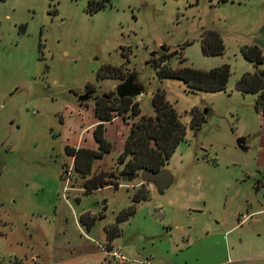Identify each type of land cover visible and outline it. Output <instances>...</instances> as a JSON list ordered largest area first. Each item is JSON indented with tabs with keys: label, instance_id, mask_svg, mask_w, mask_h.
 <instances>
[{
	"label": "rangeland",
	"instance_id": "374dc122",
	"mask_svg": "<svg viewBox=\"0 0 264 264\" xmlns=\"http://www.w3.org/2000/svg\"><path fill=\"white\" fill-rule=\"evenodd\" d=\"M86 2L0 0L2 261L111 264L105 229H115L124 264H264V189L256 188L264 173L250 143L260 127L256 94L235 87L243 73L264 72L240 52L254 44L264 53V0H109L92 13ZM203 31L220 36L221 54L202 53ZM221 64L230 68L221 91L191 92L155 70ZM106 65L122 78H99ZM131 72L143 86L132 98L140 112L153 115L151 93L159 89L185 127L163 167L170 184L159 193L138 178L120 179L117 157L136 119L126 112L103 124L111 149L90 169L111 173L117 188L84 193L64 147L80 137L81 147L96 149L93 99L114 101ZM86 91L78 102L73 93ZM191 112L200 120L195 131ZM136 191L146 198L116 221ZM83 214L93 219L89 228Z\"/></svg>",
	"mask_w": 264,
	"mask_h": 264
},
{
	"label": "trees",
	"instance_id": "16d2710c",
	"mask_svg": "<svg viewBox=\"0 0 264 264\" xmlns=\"http://www.w3.org/2000/svg\"><path fill=\"white\" fill-rule=\"evenodd\" d=\"M109 0H87L86 10L95 12ZM200 49L205 55H219L223 52L224 45L220 36L215 31H203L200 38ZM243 58L254 66L264 65V53L254 44L245 45L240 49ZM158 78H176L181 80L193 92L200 91H221L230 74L228 64H221L208 70L196 69L188 66L171 68L170 66H155ZM118 68L113 66H102L98 72L99 78H119ZM88 87V86H87ZM236 89L241 93H255L256 98L253 108L256 112L264 115V72L257 70L253 73H243L235 83ZM100 97L93 99V113L98 122L93 130V138L96 142V149L85 147H73L66 145L65 153L72 158L73 170L78 174L84 193L97 190L107 185L117 188L118 183L111 181V173H92L90 169L95 159L101 158L111 149L110 143L103 137V124L111 121L118 115L129 112L136 118L129 125L122 152L117 157V163L121 166L119 173H133L141 170L158 171L164 167L168 158L174 151L176 145L183 140L185 127L180 122L173 105L166 100L162 90L156 89L151 93V106L153 115H145L140 112L139 104L132 101L130 97L114 101ZM194 131L200 126L194 113L191 112L189 123ZM118 178V177H117ZM257 188V186H256ZM146 198L143 191L134 192L130 205L122 210L116 221L127 219L134 212V204ZM81 222L89 228L93 224L92 218L80 216ZM113 229V228H112ZM105 229L107 242L115 236V229ZM0 264L4 263L0 258ZM12 264H22L21 261Z\"/></svg>",
	"mask_w": 264,
	"mask_h": 264
},
{
	"label": "water",
	"instance_id": "95a60500",
	"mask_svg": "<svg viewBox=\"0 0 264 264\" xmlns=\"http://www.w3.org/2000/svg\"><path fill=\"white\" fill-rule=\"evenodd\" d=\"M160 50H166V48L160 47ZM153 55H155V52L150 53V56ZM135 79V72H131L122 82L116 85L114 89L116 97L121 99L123 97L133 98L140 95L143 92V86L140 83H136ZM73 94L76 96L77 101L80 102L87 99L89 97L90 92L86 91L79 95L75 93ZM240 142V139H238L237 144L239 147H241ZM135 178H138L144 183L153 185L159 193L163 192L164 189L168 187L171 181L170 173L163 168L158 171L141 170L133 173L120 174V179L122 181H131Z\"/></svg>",
	"mask_w": 264,
	"mask_h": 264
},
{
	"label": "crops",
	"instance_id": "0c3cea01",
	"mask_svg": "<svg viewBox=\"0 0 264 264\" xmlns=\"http://www.w3.org/2000/svg\"><path fill=\"white\" fill-rule=\"evenodd\" d=\"M258 114H259V125H260L259 132L256 133V137H253L250 143L252 144V147H253L252 150L254 151L255 156L257 158V163L261 168L260 171H263V173H264V115L260 114V113H258ZM94 123H97V121H95ZM94 123H92V124H94ZM254 135H255V133H254ZM79 140H80V137H78V141L73 145V147H81V145H80L81 142ZM256 186H257V188L259 187V188L264 189V180L263 181L259 180L257 182ZM257 211H260V210H257ZM261 215L264 217V211L262 212ZM240 222H241V220L237 219V222H235L231 226V228L224 230L223 233L225 234L226 232H228L232 229H235ZM106 245H109V248L114 247L112 240L110 242H107V240H106Z\"/></svg>",
	"mask_w": 264,
	"mask_h": 264
},
{
	"label": "built area",
	"instance_id": "2783aa9c",
	"mask_svg": "<svg viewBox=\"0 0 264 264\" xmlns=\"http://www.w3.org/2000/svg\"><path fill=\"white\" fill-rule=\"evenodd\" d=\"M104 252L111 264H124L127 261L117 248L110 247L105 249ZM142 264H147V262H142Z\"/></svg>",
	"mask_w": 264,
	"mask_h": 264
}]
</instances>
